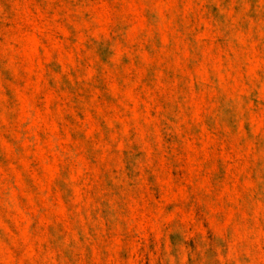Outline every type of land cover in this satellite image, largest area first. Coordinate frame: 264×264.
I'll list each match as a JSON object with an SVG mask.
<instances>
[{"label":"rangeland","instance_id":"obj_1","mask_svg":"<svg viewBox=\"0 0 264 264\" xmlns=\"http://www.w3.org/2000/svg\"><path fill=\"white\" fill-rule=\"evenodd\" d=\"M0 264H264V0H0Z\"/></svg>","mask_w":264,"mask_h":264}]
</instances>
